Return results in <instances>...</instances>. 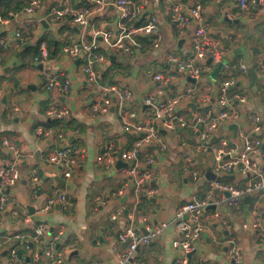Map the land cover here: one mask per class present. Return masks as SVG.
I'll return each instance as SVG.
<instances>
[{"label":"crops","instance_id":"0c3cea01","mask_svg":"<svg viewBox=\"0 0 264 264\" xmlns=\"http://www.w3.org/2000/svg\"><path fill=\"white\" fill-rule=\"evenodd\" d=\"M98 1L107 6L94 14L87 27L71 19L56 22L49 16L54 7L93 9L99 6ZM117 1L42 0L41 7L28 15L25 9L29 0H25L26 6L20 11H9L5 17L0 14V164L10 159L3 146L4 139H11L26 155L22 181L8 191L9 206L0 211V237L5 239L0 264H52L45 254L47 250L61 254L65 264H117L115 248H127L120 243L127 228L135 226L140 235H146L160 224L175 220L177 211L194 197L202 199L208 193L222 196L213 189L214 180L207 178L213 167L212 153L199 150L191 128L178 127L176 131H162L169 144L167 151L151 147L142 152L143 163L147 158L156 160L153 165L144 164L141 168L153 172L148 187L157 191V195L142 193L137 199L139 181L129 175L132 161L126 156V150L134 148L137 136L123 130L118 100L114 98L109 113L94 116L91 112L94 104L103 102V87L131 91L132 99L124 111L134 112L138 120L148 119L152 113L146 104L148 98L168 103L191 93V97L185 96L178 103L169 118L193 123L218 112L222 95L219 85L227 72L223 68L232 67L238 79L235 89L247 94L248 102L243 119L234 124L237 129L233 125L224 127L221 134L240 150L249 115L259 114L264 123V14L260 11L264 3L247 0V8L243 9L239 0H146L141 12L142 8L133 6V16L131 10L122 12ZM181 3L201 6L209 36L227 52L224 62L201 64L210 69L197 83L169 62L171 56L188 59L194 55L195 21L189 17L188 27L179 30L172 20V6ZM227 12L232 14L228 18ZM153 17L159 21V37L143 31ZM120 40L130 47V52L114 51L112 43ZM42 43L48 46L50 56L38 63ZM92 44L98 56L92 66L97 76L95 82L84 73L89 63L88 51L78 55H67L65 51L71 46ZM243 65L248 67V75L240 69ZM251 69L258 75L256 83ZM159 74L174 77L169 89L161 91L154 80ZM50 78H56L59 84L52 91L45 87ZM67 80L70 90L64 93ZM53 108L68 109L69 121L50 116ZM39 129L52 134L39 136ZM261 138L262 149L253 156V161L264 177V132ZM111 142L117 145L120 157L114 166L105 169L98 158ZM72 146L78 147L81 155L72 177L66 181L62 171L44 159ZM121 161L129 167L118 165ZM186 164L190 172L185 170ZM229 176L233 178L223 182L241 190L259 182L258 177L237 171ZM125 185H128L125 196L116 199L114 193ZM55 187L67 190L70 205L67 209L56 206L48 214L41 212ZM121 205L126 208L125 215L115 221L112 216ZM17 208L19 211L15 213ZM218 210L221 218L213 219L215 211L209 209L211 227L193 253L186 256L175 249L179 233L171 225L152 245L140 248L129 264H179V259L185 257L188 264H234L229 258V248L223 243L233 236L243 248L244 264H264V189L246 193L236 207L223 205ZM43 223L48 226L44 244L33 242L29 236ZM19 233L31 241L29 248L25 240L14 239ZM13 251L20 261L13 260Z\"/></svg>","mask_w":264,"mask_h":264},{"label":"built area","instance_id":"2783aa9c","mask_svg":"<svg viewBox=\"0 0 264 264\" xmlns=\"http://www.w3.org/2000/svg\"><path fill=\"white\" fill-rule=\"evenodd\" d=\"M146 0H119L117 4L122 12L131 10L133 16V6H139L140 12L146 5ZM254 3L262 5L264 0H254ZM97 8H85L78 9L73 6L67 7H54L50 12V17L56 22H62L65 19H71L75 24L82 27H87L92 22V17L95 13L101 12L105 9L107 3L98 1ZM239 4L243 9L247 8V0H239ZM42 5V0H29V3L25 9V12L30 15L33 14ZM107 6V5H106ZM173 7L172 20L179 30H183L188 27L191 19L195 21V32L193 35V49L194 55L188 59H182L181 57L171 56L169 62L174 68L189 75L190 79L198 82L203 76V73L207 72L210 67H202V63H205L211 59L213 62H224L226 58V50L224 46L211 38L208 34L205 24L203 23V12L201 6L196 7L189 6L187 4H175ZM264 14V5L260 10ZM130 13V12H129ZM227 12L226 16L232 14ZM143 31L151 36L159 37V21L156 17L150 19L148 23L143 27ZM21 35L18 34V37ZM96 48V46H95ZM112 48L115 52H130L131 49L122 40L112 43ZM88 51L89 63L87 67H84V73L91 82H95L97 76L93 71V62L95 57L93 44L89 46H71L65 51L67 55H78L82 51ZM50 56L48 46L46 43H42L39 47V56L36 58V62L40 63L43 60L48 59ZM227 71L226 77L220 82L219 88L222 93L219 101V110L215 114L208 115L207 117H201L195 122L190 123L184 119L171 117L178 103L185 97H191V93L180 96L174 101L168 103H159L155 97H150L146 100L147 106L152 109V113L148 119L138 120L137 115L127 113L124 111V107L127 102L132 99V92L129 90L121 89L120 87H103V102L96 103L92 106L91 112L94 116H102L105 113L110 112V108L113 105L114 98L118 100L121 106V122L123 130L127 133H132L137 136L134 148L132 150H126L127 157L133 162L129 167L128 173L132 178L137 179V199L140 198L142 193L149 195L150 197L156 196L157 191L152 189L148 184H151L154 178L153 172L149 170H142V166L145 164L153 165L155 158H147L144 163L141 161V154L147 148L155 147L161 151H167L169 144L166 142L162 135L163 130L176 131L178 127L191 128L196 136L198 148L202 153H212L213 155V167L212 171L217 177L229 176L234 172H238L241 175H254L258 177L259 182L254 186L246 190H241L237 187H233L223 181L214 180L213 189L217 190L222 196L215 197L214 194L208 193L204 198L194 197L186 205L182 206L176 213V218L170 223H162L157 228L151 229L146 235H140L135 226H131L125 230L120 236V243L126 245L125 250L115 248V252L118 255L117 264H129L133 261L136 252L142 247H148L152 245L154 241L159 239L164 232L173 225L178 233L179 238L174 242L176 250L184 253L186 256L197 250L198 243L201 241L205 232L210 229L211 220L207 217L209 209H214L213 219H220L221 213L219 208L226 205L229 208L239 205L246 193H252L260 189H264V177L261 175L259 166L253 161V156L260 152L263 146L261 135L264 132L263 118L257 113L249 115V122L246 128V132L243 135L242 148L238 150L237 146H233L229 140V137L222 135V128L229 127L234 124H238L244 117V106L248 102L247 94L241 90L235 89L238 85L237 74L232 67H224ZM244 75H248V67L243 65L240 67ZM262 73L264 74V66L262 67ZM174 77L171 75H156L154 80L158 83L161 91L167 90L171 87ZM59 84L56 78H50L46 83V89L52 91ZM70 90V81L67 80L63 87L64 93H68ZM1 89H0V106H1ZM154 114V115H153ZM153 115V117H152ZM50 116L64 121H69L70 111L68 109H55L50 111ZM248 118V115L246 119ZM39 136L51 135V132H46L43 129H39ZM216 137L217 142H213L212 139ZM3 146L9 153L10 159L0 164V211L5 210L9 206L10 197L8 191L16 188L22 181L23 168L22 164L26 155L19 150V148L11 141V139H4ZM81 155L79 148L76 146L63 147L57 150L54 154L45 157V161L48 165L55 168H59L65 176L64 179L72 177L73 172L78 164V156ZM119 149L113 142L109 143L103 151L101 157L98 158V163L109 169L118 162ZM147 168V167H146ZM185 170L189 172L191 169L187 166ZM196 172V176H198ZM37 181V178H34ZM127 186H123L120 190L114 193V197L119 199L125 196ZM100 203L101 200L99 199ZM70 205L67 190L63 187H55L53 194L49 198L47 205L41 210L43 213H50L56 206L67 209ZM125 206L121 205L113 214V220H119L125 215ZM19 211V208L15 210V213ZM263 217V213H261ZM1 223V219H0ZM48 226L46 223L37 226L32 235L29 238L33 242H40L44 244L43 240L46 235ZM26 235L21 233L14 236L15 240H25L27 248L29 240L26 239ZM7 241L9 239H6ZM3 241L0 237V250L3 247ZM229 248V258L234 264H244V252L237 237L233 236L223 241ZM46 256L51 259L52 264H65V261L61 254H57L52 250L46 251ZM13 260L15 262L20 261V257L16 251H13ZM179 264H188L187 258L179 259ZM104 264V263H97Z\"/></svg>","mask_w":264,"mask_h":264},{"label":"trees","instance_id":"16d2710c","mask_svg":"<svg viewBox=\"0 0 264 264\" xmlns=\"http://www.w3.org/2000/svg\"><path fill=\"white\" fill-rule=\"evenodd\" d=\"M25 6V0H0V14L5 17L8 15L9 11H20ZM57 122L62 121L59 120ZM68 127H70V125H68Z\"/></svg>","mask_w":264,"mask_h":264},{"label":"water","instance_id":"95a60500","mask_svg":"<svg viewBox=\"0 0 264 264\" xmlns=\"http://www.w3.org/2000/svg\"><path fill=\"white\" fill-rule=\"evenodd\" d=\"M226 14H227V13H226ZM226 17H227V16H226ZM227 18H228V17H227ZM226 21L228 22L227 19H226ZM209 63H210V64L214 63V62H213V59L209 60ZM219 68H222V67H218V69H219ZM250 74H251V76L253 77V82L256 83V82H257V79H258V75H257V73H255L254 69H251V70H250ZM193 82L196 83L195 80H193ZM192 108H193V109L196 108V105H195L194 103H193ZM233 127H234L235 130L237 129V126H236V125H233ZM131 164H133V162H131ZM118 165H120V166H121V165H124V166H128V167H129V165H127L126 163H124V162H122V161L119 162ZM207 178H209L210 180L225 181V180L231 179V178H233V177H232V176H222V177H217V176L213 173L212 169H210ZM125 198H126V197H125ZM248 199H249V198H248ZM190 257H192V255H190Z\"/></svg>","mask_w":264,"mask_h":264}]
</instances>
